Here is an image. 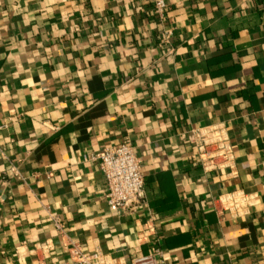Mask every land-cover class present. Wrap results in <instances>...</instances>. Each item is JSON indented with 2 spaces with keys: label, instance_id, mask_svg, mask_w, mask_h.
<instances>
[{
  "label": "crops",
  "instance_id": "1",
  "mask_svg": "<svg viewBox=\"0 0 264 264\" xmlns=\"http://www.w3.org/2000/svg\"><path fill=\"white\" fill-rule=\"evenodd\" d=\"M223 123L233 167L205 172L192 130ZM132 143L145 196L117 211L93 157ZM254 196L245 214L216 199ZM63 223L57 230L54 217ZM264 264V0H0V264Z\"/></svg>",
  "mask_w": 264,
  "mask_h": 264
},
{
  "label": "built area",
  "instance_id": "2",
  "mask_svg": "<svg viewBox=\"0 0 264 264\" xmlns=\"http://www.w3.org/2000/svg\"><path fill=\"white\" fill-rule=\"evenodd\" d=\"M154 12L164 17L168 0H151ZM191 143L198 153L199 165L205 172L233 167L234 148L231 136L223 123H216L192 130ZM99 161L101 171L107 182V202L117 211L136 207L145 196V176L141 158L130 142L104 146L94 157ZM254 196L243 190H233L221 194L214 208L221 216L230 212L234 216L246 213L253 205ZM57 230L63 233V223L56 216ZM68 257L55 264H126L123 257H113L99 249L84 251L74 243L63 244ZM168 254L156 245L148 254H135L131 264H167ZM36 264H47L44 260Z\"/></svg>",
  "mask_w": 264,
  "mask_h": 264
}]
</instances>
